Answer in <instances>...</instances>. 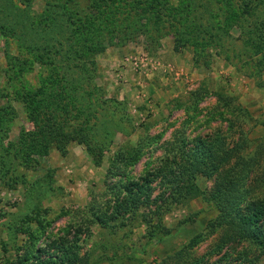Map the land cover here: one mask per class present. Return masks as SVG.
<instances>
[{"label": "rangeland", "instance_id": "1", "mask_svg": "<svg viewBox=\"0 0 264 264\" xmlns=\"http://www.w3.org/2000/svg\"><path fill=\"white\" fill-rule=\"evenodd\" d=\"M88 1L0 0L6 11L0 14L5 22L0 26V94H9L0 97V108L5 116H16L0 132V264H15L17 254L23 256L22 248L28 245L24 229H35L38 220L51 222L44 237L47 242L63 238L72 242L79 237L81 254L90 255L95 264H110L99 258L114 252L133 253L138 264H154L204 233L217 216L204 199L169 205L163 227L170 233L161 243L149 241L150 229L141 215L112 222L110 228L93 219L95 212L114 204L116 196L110 187L152 174L168 150H177L182 136L189 141L220 134L231 145L247 142L246 156L261 154L250 184L256 196L264 199V71L260 70L264 67V0H228L225 8L232 14L227 22L220 6L216 7L221 9L223 25L215 23L214 32L223 48L213 52L209 67L194 63L191 48L174 51L171 36L162 39L155 51L147 48L143 35L126 40L121 39L123 35L113 36L110 46L103 23L102 41L96 44L83 29L76 30L73 17ZM181 2L187 8L190 1ZM240 5L243 9L238 10ZM249 29L263 33L255 50L244 44ZM247 51L254 52L251 59ZM57 73L66 79L54 84L50 80ZM45 86L49 92L60 89L68 95L72 105L54 111L53 120L86 125L105 149L101 165L78 144L69 146L65 155L53 150L45 156H23L22 132L32 130L39 117L25 95L38 93L41 99ZM220 94L235 101L227 106ZM43 106L44 110H37L41 116L56 109ZM134 149H141L138 161L124 167V176L109 177L116 155H128ZM13 175L22 180L16 189L4 184ZM198 184L206 191L213 185L207 180ZM141 212L146 216L150 210ZM221 237L220 231L207 237L190 255L202 257ZM232 249L235 261L231 264H250L240 259L245 249L253 251L252 258L259 254L254 245ZM256 264H264V256Z\"/></svg>", "mask_w": 264, "mask_h": 264}, {"label": "trees", "instance_id": "2", "mask_svg": "<svg viewBox=\"0 0 264 264\" xmlns=\"http://www.w3.org/2000/svg\"><path fill=\"white\" fill-rule=\"evenodd\" d=\"M189 1V6L186 8L181 0L177 2L174 0H89L74 11L73 17L76 21V30L83 29L96 44L102 41L99 38V28L103 23L106 24V43L110 46L114 44L113 36L123 35L121 39L126 40V37L143 35L147 41V48L155 51L161 46L162 39L171 36L174 40V51L182 52L191 48L194 53V63L197 66L209 67L213 52L223 48L214 32L215 23L223 25L218 12L222 9L225 22L229 20L232 12L225 8L228 0H210L208 3L205 0ZM218 5L221 8L219 10L216 9ZM236 7L238 10L243 9L241 5ZM5 12V8L0 7V14L3 15ZM248 13L256 17V13L253 14L250 11ZM187 20L191 23L187 24ZM0 24V26L5 24L2 18ZM259 34L256 33V29L255 34L252 29H249L243 38L244 44L250 45L251 49L255 50V43L260 37L263 38V33ZM249 51H247V57L251 59L254 52ZM257 65L261 67L260 62ZM262 67L260 70L263 72L264 67ZM65 79L57 73L50 81L54 80L53 83L56 84ZM12 88L14 89L15 86ZM52 92H49L45 86L40 90L41 99H37L38 93L28 92L25 95L32 104L33 114L39 117L35 118L36 125L32 130L22 132L19 141L24 145L23 156L24 154L25 156L27 154L28 158L35 155L45 156L53 150L65 155L69 146L78 144L86 148L96 165H101L105 149L94 141L86 125H67L65 122L58 123L53 120L54 111H59L61 106L72 104L63 91L56 94ZM2 95L6 97L9 95L8 91L0 94V97ZM219 98L227 106L235 101L233 97L223 94H220ZM43 105H47L46 108L51 106L52 109H56L41 116L37 110H44ZM4 112L5 109L0 108V132L8 128L6 127L8 122L11 126L16 117L5 116ZM240 112L243 114L242 109ZM13 114L15 115L14 112ZM7 131L6 134L9 133ZM177 140V150H168L152 174L141 180H132L121 186L117 184L110 187L108 190L116 196L113 200L114 204L109 203L103 212H95L93 219L108 228L112 222L115 223L118 220L123 222L141 215L142 221L150 229L149 241L161 243L170 233L163 227L164 213L169 205L204 199L217 212V216L208 222L206 231L191 238L181 249L154 264H231L235 261L232 260V247L242 244L256 246L258 256L252 258L253 251L246 249L244 256L240 255V259L244 258L248 263L256 264L258 259L264 256V199L256 196L250 184V177L261 154L246 156L244 151H246L247 142L231 145L228 139L220 134L206 138L198 137L189 141L182 136ZM140 151L141 149H134L128 155L119 152L112 161L107 175L109 177L124 176L126 173L124 167L136 163L140 157ZM199 180L212 182L210 191L203 190L198 184ZM20 181L22 180H18V176L13 175L7 182L4 181V184L10 189H16ZM148 209L150 210L148 215L142 214L141 211ZM50 226L49 220H38L35 229L31 227L24 229L28 237L26 240L28 245L22 248L25 251L23 256L17 254L15 264L97 263V261L92 262L90 255L81 254L79 237L72 242L64 238L47 242L44 237ZM218 231L221 232L222 237L214 248L199 258H193L190 255V252L207 237ZM39 242H43V246H38ZM22 249H17L18 253ZM99 261L110 264L139 263L137 255L133 253L120 255L118 252H114L113 256L103 254Z\"/></svg>", "mask_w": 264, "mask_h": 264}]
</instances>
